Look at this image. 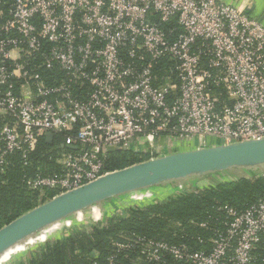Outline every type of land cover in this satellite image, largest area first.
Listing matches in <instances>:
<instances>
[{
	"label": "built area",
	"instance_id": "1",
	"mask_svg": "<svg viewBox=\"0 0 264 264\" xmlns=\"http://www.w3.org/2000/svg\"><path fill=\"white\" fill-rule=\"evenodd\" d=\"M240 1L0 0V175L12 154L27 167L48 133L62 138L58 172L23 177L38 199L105 175L108 149L150 159L168 138L197 148L264 138V25ZM226 215L207 253L143 238L113 246L138 245L152 262L256 264L264 196Z\"/></svg>",
	"mask_w": 264,
	"mask_h": 264
},
{
	"label": "trees",
	"instance_id": "2",
	"mask_svg": "<svg viewBox=\"0 0 264 264\" xmlns=\"http://www.w3.org/2000/svg\"><path fill=\"white\" fill-rule=\"evenodd\" d=\"M4 122L0 118V126ZM61 142L57 135L51 143L44 136H37L27 167L22 166L18 154L8 157L9 165L0 175V228L54 196L49 192L48 199H38L36 193L26 190L23 177L58 172L54 160ZM148 157L127 151L107 152L104 171L120 170ZM263 196L264 175H260L210 183L196 192L158 197L153 203L128 206L124 216L111 215L105 222H96L89 231L74 232L45 244L26 264H107L110 257L112 264H184L169 254H163L159 261H147L138 245L118 251L113 243L125 244V239L143 238L207 253L212 248L209 240L215 231H223L224 223L229 220L226 209L242 212ZM256 254V264H264V239Z\"/></svg>",
	"mask_w": 264,
	"mask_h": 264
},
{
	"label": "water",
	"instance_id": "3",
	"mask_svg": "<svg viewBox=\"0 0 264 264\" xmlns=\"http://www.w3.org/2000/svg\"><path fill=\"white\" fill-rule=\"evenodd\" d=\"M52 138L51 133L45 136L47 143ZM260 175H264V138L168 152L107 172L78 189L53 196L0 228V261L18 245L31 249L42 242L41 236L102 221L101 215L136 205L140 200L196 192L200 186L219 179H251ZM6 260H11L10 254Z\"/></svg>",
	"mask_w": 264,
	"mask_h": 264
},
{
	"label": "crops",
	"instance_id": "4",
	"mask_svg": "<svg viewBox=\"0 0 264 264\" xmlns=\"http://www.w3.org/2000/svg\"><path fill=\"white\" fill-rule=\"evenodd\" d=\"M222 2L228 4V5H237L239 4L241 1L240 0H221ZM251 10L249 11V15L255 19H257L258 21H260L263 25H264V0H251ZM62 143V142H61ZM60 143V145H61ZM163 146H165V149L163 150V154H167L168 152H181V151H189V150H194L197 148L196 146V142L193 139H189V140H177V139H173V138H168L167 141L163 142ZM160 156V155H158ZM156 156V157H158ZM145 203H149V202H156L157 199H145V200H141ZM147 201V202H145ZM125 208L121 209L124 211ZM120 210V209H119ZM112 215V213H105L103 215H101L102 219L105 218L102 221H97L99 222H105L110 216ZM86 223V222H85ZM89 223H93V222H89ZM96 224V223H95ZM82 225V224H81ZM66 232H57L54 234H50L49 237H43L41 236L40 241H42L41 243L39 242L38 245H36L35 247L28 249L27 250V245H18L16 247H14V249H10L9 253H7V255H5L1 261H3V264H26L29 259L36 253L39 251V249L41 247H43L45 244L54 241L55 239H59L60 237H64V234ZM35 240V239H34ZM38 242V240H37ZM8 254H10V258L11 260H6Z\"/></svg>",
	"mask_w": 264,
	"mask_h": 264
},
{
	"label": "rangeland",
	"instance_id": "5",
	"mask_svg": "<svg viewBox=\"0 0 264 264\" xmlns=\"http://www.w3.org/2000/svg\"><path fill=\"white\" fill-rule=\"evenodd\" d=\"M163 142H164V141H163ZM163 142H161V144H160L161 146H163V144H164ZM147 155H148V154H147ZM161 155H164V154L161 153ZM148 156H149V155H148ZM148 158H149V157H148ZM217 177H219V176L217 175ZM219 181H222V179H219ZM219 181H218V182H219ZM223 181H224V180H223ZM213 183H216V182H213ZM162 195H163V194H162ZM162 195H157V196H158V197H161ZM167 195H168V194H167ZM163 196H166V195H163ZM158 197H156V198H158ZM46 198H47V197H46ZM47 199H48V198H47ZM48 200H49V199H48ZM46 201H47V200H46ZM145 202H147V201H145ZM133 204H135V203H133ZM136 205H140V206H142V205H144V202L140 200V201H138V204H136ZM122 211H123V210H121V209H120V210H119V209H118V210H115V211L112 213V215L115 214V213H119V212H120V214H121ZM113 216H114V215H113ZM104 219H105V218H103V220H104Z\"/></svg>",
	"mask_w": 264,
	"mask_h": 264
}]
</instances>
